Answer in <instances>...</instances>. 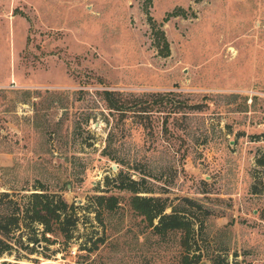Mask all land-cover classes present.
<instances>
[{"label":"rangeland","instance_id":"rangeland-1","mask_svg":"<svg viewBox=\"0 0 264 264\" xmlns=\"http://www.w3.org/2000/svg\"><path fill=\"white\" fill-rule=\"evenodd\" d=\"M146 10L161 24L168 56L158 54ZM174 10L178 15L165 20ZM104 90L173 91L193 107L151 112L148 133L109 112ZM258 158L264 0H0V194L43 185L79 206L75 238L51 237L49 250L59 252L30 258L183 264L189 252L198 259L192 264L217 256L227 264H264ZM119 171L153 190L139 194L191 214L189 245L179 232L157 235L146 227L128 206L131 192L117 185ZM98 194L120 198L103 222L89 205Z\"/></svg>","mask_w":264,"mask_h":264},{"label":"trees","instance_id":"trees-1","mask_svg":"<svg viewBox=\"0 0 264 264\" xmlns=\"http://www.w3.org/2000/svg\"><path fill=\"white\" fill-rule=\"evenodd\" d=\"M146 14L158 54L168 56L170 54L169 42L161 24L152 19L148 10H146ZM176 15H178L176 10L169 12L166 14L165 20ZM177 97L178 94L173 91L144 93L136 96L119 91L104 90L102 99L110 110L109 112L117 113L122 119L131 118L132 122L136 121L150 133L153 126L150 121L148 122V115L151 112L163 111L166 112V115H175L182 112L184 108L193 107ZM195 105L194 107H198V104ZM166 123L167 121L164 120V129H166ZM257 161L264 165V158H258ZM122 178V172L119 171L116 174V179L119 180L117 185L119 188L131 192L127 200L128 206L142 217L146 222V227L157 235L179 232L181 244L189 245L190 238H194L196 231V223L194 218H191V214L184 210H178L160 196L139 194L140 192L152 193L153 190L147 186H141L137 180L129 176H125L126 181ZM23 191L24 193L21 195L9 192L0 194V258L5 255H13L12 260L5 259L0 261V264H26L23 262L25 260L41 264L37 258H30L28 255L36 254L50 260L55 252H59L58 248L49 250L50 245L55 244V239L51 237H61L65 243H69L75 238V232L78 230L79 206L68 203L62 195L50 192L43 185H36L33 189L25 188ZM119 199L114 194H98L92 197L89 205L94 210L97 220L103 222L101 217L113 212L119 206ZM186 201L191 202L190 199H186ZM168 209L170 210L168 211ZM38 244L40 247L37 246ZM21 250L24 253H21ZM217 257L212 259V264H227L223 259L219 260L220 256ZM183 259V264L198 262V259L190 256L189 252L184 254Z\"/></svg>","mask_w":264,"mask_h":264},{"label":"water","instance_id":"water-1","mask_svg":"<svg viewBox=\"0 0 264 264\" xmlns=\"http://www.w3.org/2000/svg\"><path fill=\"white\" fill-rule=\"evenodd\" d=\"M37 246L40 247V244H38Z\"/></svg>","mask_w":264,"mask_h":264}]
</instances>
